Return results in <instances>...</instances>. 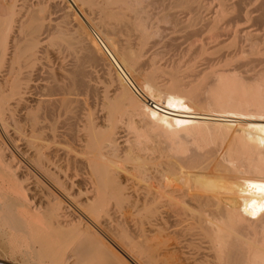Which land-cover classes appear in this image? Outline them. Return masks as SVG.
<instances>
[{
	"label": "bare ground",
	"instance_id": "obj_1",
	"mask_svg": "<svg viewBox=\"0 0 264 264\" xmlns=\"http://www.w3.org/2000/svg\"><path fill=\"white\" fill-rule=\"evenodd\" d=\"M263 211L264 0H0L1 246L264 264Z\"/></svg>",
	"mask_w": 264,
	"mask_h": 264
},
{
	"label": "rangeland",
	"instance_id": "obj_2",
	"mask_svg": "<svg viewBox=\"0 0 264 264\" xmlns=\"http://www.w3.org/2000/svg\"><path fill=\"white\" fill-rule=\"evenodd\" d=\"M91 33L93 34V37L97 40V41H100L101 39H100V37H99V35L97 34V32L96 31H94V30H91ZM97 35V36H96ZM102 46H103V48H104V51H106V53H107V56L109 57V59L110 60H112V63L113 64H115L114 66L117 68V69H119V71H121L120 69H121V66L119 65V63L116 61V59H115V57L112 55V53H110V51H108L109 49L107 48V47H104L105 46V44L102 42ZM106 48V49H105ZM171 52L170 53H173V51L172 50H170ZM113 58V59H112ZM119 67V68H118ZM188 115V116H187ZM180 116H182V118H185V120H189V121H193V119H194V122L196 121V120H198V116H193V115H189V114H182V115H180ZM183 116H186V117H183ZM189 116H193L192 118L191 117H189ZM197 117V118H196ZM199 118H201L200 116H199ZM247 119V120H246ZM235 120V119H234ZM234 120H229L228 122H232V124H233V122H235ZM227 121V120H226ZM244 121H247V122H258L259 120H256V119H250V118H245L244 119ZM262 121V120H261ZM236 122H238L237 121V119H236ZM261 123V122H260ZM190 124H192V123H190ZM236 124V123H235ZM231 171L232 172H228V173H224V172H220L218 175H217V178H214V181H216V182H213V183H217V184H222L223 186H224V190H225V192L226 193H228L229 195H233L234 194V196H236V197H241L239 194H242V196H243V193L240 191V185H239V169H231ZM230 175H232V176H230ZM238 175V176H237ZM229 176H230V178H229ZM230 179H232V180H230ZM225 184H227V186L225 185ZM237 186H238V188L239 189H237ZM226 188H227V190H226ZM231 190L230 192H228L229 190ZM241 193H240V192ZM219 193V192H218ZM223 211H224V208L221 206V205H218V206H216V207H214V208H212V209H210V212H212V213H214V214H222L223 213ZM263 214H264V211L262 212ZM253 221L254 222H257L258 220L257 219H253ZM193 228H195L193 231H192V233H191V236H189V237H183V236H179V238H177V239H179L178 241H182V240H185V239H189V240H194L195 242H199L198 240H205V241H207L208 239L201 233V232H199V231H197L196 230V227H193ZM199 230V229H198ZM202 236V237H201ZM6 244H8L7 242H5ZM4 244V243H3ZM2 244V245H3ZM6 244H4V246H7ZM202 246H204V247H206V246H209V244H206V243H202L201 244ZM18 246V247H17ZM24 245H15V247H16V249H14L15 247H14V245H11L10 247H9V244H8V247H3V246H1L0 245V253H1V255H2V257L4 258V259H7V260H10L11 262H15V264H27V262H29V263H33V264H58V262L56 261V260H54L53 258H51V257H49V256H47L48 257V259L47 258H43L42 259V257H35V255H44V254H42V253H37L36 252V250H35V248H32V247H28V246H25V247H23ZM201 246V247H202ZM204 247H202V251H204L203 250V248ZM9 248H10V250H9ZM4 249V250H3ZM14 249V250H13ZM6 250V251H5ZM6 253H5V252ZM12 251V252H11ZM29 251V252H28ZM15 252V253H14ZM193 252H195V254L196 253H198V251L195 249ZM25 253H26V255H25ZM30 253V254H29ZM5 254V255H4ZM7 254H9V255H7ZM28 255V256H27ZM30 255V256H29ZM5 256L7 257V258H5ZM24 258H23V257ZM44 256H46V255H44ZM26 257V258H25ZM30 257V258H29ZM35 257V258H34ZM33 258V259H32ZM39 258V259H38ZM215 256H214V254H213V252H210V257H208V260H209V264H215L216 262H215ZM52 259V260H51ZM34 261V262H32V261ZM39 260V261H38ZM41 260V261H40Z\"/></svg>",
	"mask_w": 264,
	"mask_h": 264
},
{
	"label": "water",
	"instance_id": "obj_3",
	"mask_svg": "<svg viewBox=\"0 0 264 264\" xmlns=\"http://www.w3.org/2000/svg\"><path fill=\"white\" fill-rule=\"evenodd\" d=\"M0 264H11V263L3 261V260H0Z\"/></svg>",
	"mask_w": 264,
	"mask_h": 264
}]
</instances>
